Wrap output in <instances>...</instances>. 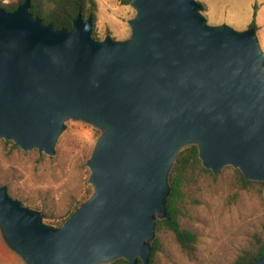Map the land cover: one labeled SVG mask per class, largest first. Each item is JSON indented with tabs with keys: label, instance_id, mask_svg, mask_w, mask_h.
<instances>
[{
	"label": "water",
	"instance_id": "obj_1",
	"mask_svg": "<svg viewBox=\"0 0 264 264\" xmlns=\"http://www.w3.org/2000/svg\"><path fill=\"white\" fill-rule=\"evenodd\" d=\"M0 7V139L52 155L64 120L100 128L90 196L54 226L0 184V231L26 264H148L169 172L196 145L214 175L264 181V51L255 26L211 24L198 0H130L125 39ZM251 264H264V252Z\"/></svg>",
	"mask_w": 264,
	"mask_h": 264
},
{
	"label": "rangeland",
	"instance_id": "obj_2",
	"mask_svg": "<svg viewBox=\"0 0 264 264\" xmlns=\"http://www.w3.org/2000/svg\"><path fill=\"white\" fill-rule=\"evenodd\" d=\"M4 1L0 3L11 0ZM211 2L217 10L218 0ZM129 3L95 0L92 29L96 38L102 39L106 34L115 39L129 36L128 20L135 15ZM207 18L214 23L215 16ZM101 133L91 123L68 118L52 155L39 153L37 148L25 151L13 147L12 141L0 139V184H5L9 194L24 205L54 215V223L44 217L43 221L58 226L56 222L92 193L86 161ZM234 169L226 165L216 175L195 170L194 180L184 189L179 214L180 225L197 235L195 255L187 256L173 234L163 230L155 233L161 243L159 264H230L255 242L256 235L264 239V186L241 188ZM6 246L15 254L17 264H26Z\"/></svg>",
	"mask_w": 264,
	"mask_h": 264
},
{
	"label": "trees",
	"instance_id": "obj_3",
	"mask_svg": "<svg viewBox=\"0 0 264 264\" xmlns=\"http://www.w3.org/2000/svg\"><path fill=\"white\" fill-rule=\"evenodd\" d=\"M24 0H11L7 4H1L0 7L7 11L15 9ZM29 12L33 17H39L44 23H51L54 28L71 29L73 20L78 14L86 19L89 14L93 15L95 20L96 4L95 0H29ZM130 0H123V3H129ZM250 26H255L254 19L250 22ZM95 36V31L92 29ZM13 147H16L12 144ZM201 170L211 173L209 169L201 165L198 158V150L196 145H189L181 149L169 172L170 193L167 197V216L156 221V233L167 231L173 234L180 249L190 258L195 255L197 235L193 231L186 229L180 225L179 214L180 206L184 200V189L194 180L195 170ZM237 181L240 187L247 189L249 187H262L264 181L245 180L238 169H234ZM76 206L69 210L60 221L55 224L61 225L64 220L74 211ZM44 219L49 223H54V215L47 210L42 209ZM254 243L242 250L230 264H251L264 252V239L259 236L254 237ZM160 238L156 234L151 241V250L149 253L148 264H159L157 262V253L160 249ZM104 264H129L125 259L119 258L110 263ZM138 264H143L140 260Z\"/></svg>",
	"mask_w": 264,
	"mask_h": 264
},
{
	"label": "crops",
	"instance_id": "obj_4",
	"mask_svg": "<svg viewBox=\"0 0 264 264\" xmlns=\"http://www.w3.org/2000/svg\"><path fill=\"white\" fill-rule=\"evenodd\" d=\"M200 2L204 6L202 12L206 18L215 16L214 23L211 24L227 23L235 29L242 30L250 26L254 19L258 40L264 51V0H218L217 10L211 0ZM0 264H17L15 254L3 242L1 235Z\"/></svg>",
	"mask_w": 264,
	"mask_h": 264
},
{
	"label": "built area",
	"instance_id": "obj_5",
	"mask_svg": "<svg viewBox=\"0 0 264 264\" xmlns=\"http://www.w3.org/2000/svg\"><path fill=\"white\" fill-rule=\"evenodd\" d=\"M6 1H9V0H5L4 2H6Z\"/></svg>",
	"mask_w": 264,
	"mask_h": 264
}]
</instances>
